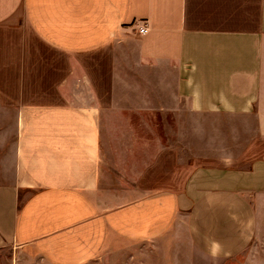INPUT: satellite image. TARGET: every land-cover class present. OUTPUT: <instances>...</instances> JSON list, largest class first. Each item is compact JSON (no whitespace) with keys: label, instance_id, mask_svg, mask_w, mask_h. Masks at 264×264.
Listing matches in <instances>:
<instances>
[{"label":"crops","instance_id":"crops-1","mask_svg":"<svg viewBox=\"0 0 264 264\" xmlns=\"http://www.w3.org/2000/svg\"><path fill=\"white\" fill-rule=\"evenodd\" d=\"M169 241L264 264V0H0V264Z\"/></svg>","mask_w":264,"mask_h":264},{"label":"rangeland","instance_id":"rangeland-1","mask_svg":"<svg viewBox=\"0 0 264 264\" xmlns=\"http://www.w3.org/2000/svg\"><path fill=\"white\" fill-rule=\"evenodd\" d=\"M191 153H186L190 157ZM105 256L114 257L115 261L107 262L108 258L95 264H187L178 260V255L172 241L153 242V244L126 245L119 243L115 249L109 248L105 251ZM177 259V260H176ZM174 260V262H173ZM240 258L232 260L230 263L240 264Z\"/></svg>","mask_w":264,"mask_h":264},{"label":"built area","instance_id":"built-area-1","mask_svg":"<svg viewBox=\"0 0 264 264\" xmlns=\"http://www.w3.org/2000/svg\"><path fill=\"white\" fill-rule=\"evenodd\" d=\"M138 33L140 35L144 34L147 30L146 24L145 23H141L138 27H137Z\"/></svg>","mask_w":264,"mask_h":264}]
</instances>
